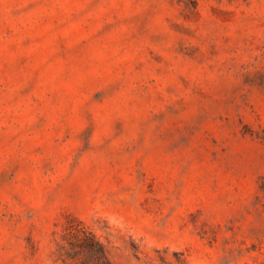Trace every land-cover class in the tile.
<instances>
[{"label": "rangeland", "instance_id": "374dc122", "mask_svg": "<svg viewBox=\"0 0 264 264\" xmlns=\"http://www.w3.org/2000/svg\"><path fill=\"white\" fill-rule=\"evenodd\" d=\"M0 264H264V0H0Z\"/></svg>", "mask_w": 264, "mask_h": 264}]
</instances>
